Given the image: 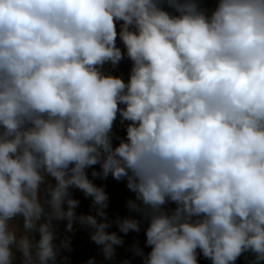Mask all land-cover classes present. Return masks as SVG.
Masks as SVG:
<instances>
[{"label": "clouds", "instance_id": "obj_1", "mask_svg": "<svg viewBox=\"0 0 264 264\" xmlns=\"http://www.w3.org/2000/svg\"><path fill=\"white\" fill-rule=\"evenodd\" d=\"M212 2L0 0V264H68L76 225L115 261L144 222L142 264H264V0Z\"/></svg>", "mask_w": 264, "mask_h": 264}, {"label": "rangeland", "instance_id": "obj_2", "mask_svg": "<svg viewBox=\"0 0 264 264\" xmlns=\"http://www.w3.org/2000/svg\"><path fill=\"white\" fill-rule=\"evenodd\" d=\"M204 7L211 9L214 7V3L212 0H205L203 4ZM131 67L130 61L125 59L120 63V65L112 69L111 66L106 65V71H110L115 75H123L125 79H127L129 70ZM114 132L123 136L125 134L123 127L117 122ZM96 170H99V166H95ZM89 176L91 178V169H89ZM94 183L100 186H104L106 192L110 198L109 208L107 209L109 213L110 219H115L117 215L125 216L130 215L127 208L125 207L126 201L130 198H134V194L131 193L125 186V182L115 181L111 177H108L107 180H101L99 178H93ZM74 198H77L81 201L80 206L78 207V213L88 214L92 210L90 208L91 199L85 198L83 194L79 190H73ZM94 214V213H93ZM135 215V214H131ZM147 226V222H144L142 225V230L139 234L130 232L126 236H124V245L117 247L116 258L115 261H105L103 260L102 254L99 251V247L94 244L89 238V231L81 228L79 225H76L74 233H68L71 237L72 242V251H63L62 255L69 257L68 264H85V262L89 259V257H95L96 264H121L124 259H128L130 264H142V259L140 257H136L133 255L131 251V247L134 244H139V246L147 253L150 251L149 248L145 247V236L143 229ZM110 231H117L118 229L113 224ZM59 232L61 236L64 235V224L63 222L60 224ZM119 234V233H118ZM123 235V234H121ZM251 256L249 254H245L242 256L236 264H250ZM200 264H210V261L205 260L202 256L200 257Z\"/></svg>", "mask_w": 264, "mask_h": 264}]
</instances>
